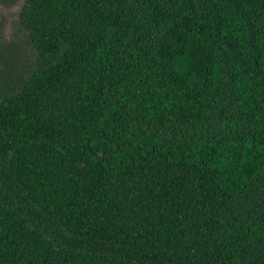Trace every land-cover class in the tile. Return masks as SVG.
Listing matches in <instances>:
<instances>
[{
    "label": "trees",
    "instance_id": "trees-1",
    "mask_svg": "<svg viewBox=\"0 0 264 264\" xmlns=\"http://www.w3.org/2000/svg\"><path fill=\"white\" fill-rule=\"evenodd\" d=\"M2 30L0 264H264V0H22Z\"/></svg>",
    "mask_w": 264,
    "mask_h": 264
},
{
    "label": "rangeland",
    "instance_id": "rangeland-1",
    "mask_svg": "<svg viewBox=\"0 0 264 264\" xmlns=\"http://www.w3.org/2000/svg\"><path fill=\"white\" fill-rule=\"evenodd\" d=\"M21 3H22V0H19L18 2L13 4V6L5 7V6L0 5V19L3 22V30H2L1 38L5 41L12 39L14 35L16 36V34L14 33V28H15L16 20H17V12L20 8ZM17 39L20 40L21 37Z\"/></svg>",
    "mask_w": 264,
    "mask_h": 264
}]
</instances>
